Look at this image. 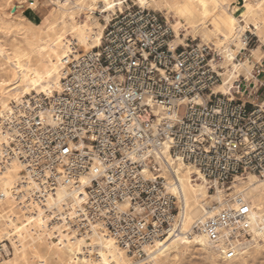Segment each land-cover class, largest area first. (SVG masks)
Segmentation results:
<instances>
[{
	"label": "built area",
	"instance_id": "obj_1",
	"mask_svg": "<svg viewBox=\"0 0 264 264\" xmlns=\"http://www.w3.org/2000/svg\"><path fill=\"white\" fill-rule=\"evenodd\" d=\"M103 21L98 47L84 52L69 43L60 91L21 97L0 116V173L19 165L12 197L21 210L41 213L48 230L59 224L90 245L96 226L147 264L148 248L179 221L176 179L163 174L173 162L193 164L216 182L264 178V102H257L264 58L251 78L238 73L231 91L215 93L223 56L214 45L175 43L163 16L139 5ZM247 33L252 46L256 34ZM59 189L76 196L51 207ZM202 209L188 235L204 234L225 261L239 257L241 243L256 236L251 203L235 195L204 201Z\"/></svg>",
	"mask_w": 264,
	"mask_h": 264
},
{
	"label": "bare ground",
	"instance_id": "obj_2",
	"mask_svg": "<svg viewBox=\"0 0 264 264\" xmlns=\"http://www.w3.org/2000/svg\"><path fill=\"white\" fill-rule=\"evenodd\" d=\"M67 1L68 0L58 1V3L61 7L65 8ZM82 1L83 0H81V2ZM224 1L225 0H172V2L167 5V7L178 16V19H180V21L187 22L189 27L193 29L194 31H198V32L200 31L206 38H209V39L213 37L216 38L217 50L219 51L221 50L223 51V53H225V55L231 56L233 55L232 54L233 52L230 49V45L226 46L223 43V41L230 40V42L235 43V45H238V48L245 49V44L242 43L243 41L242 42L240 41L239 37H240V34L244 32V29L246 27H245V24L241 22V20L240 21L237 20L235 13H231L230 11L225 9ZM101 2L104 3V6L102 8V13H110L114 11V9L117 8L118 4L119 6L123 4L121 0L117 2L116 0H95V6H97V4ZM139 2L143 6H146L148 4L147 0H139ZM123 9H118V11H121ZM94 10H97V7H90L88 8L89 14H86L87 17L91 21L94 22L95 28L93 29L91 28L89 29L86 25L84 26L79 25L78 24L79 22L73 17V21H71L70 24L65 23L64 27L60 31L56 30L55 25H51L49 29L47 30V33L45 34L46 37L44 38L42 37L38 39L35 38L36 40L27 38L25 41L26 42L25 49L20 48L21 45L20 47L18 45L16 48H14L13 55L12 57H10L11 59H9V62H10V65L12 66V69L14 68L17 73V80L15 79L16 87L13 88V90H15V94L13 96V99H15V101H18L21 97L29 95L31 94L32 91H36V90H37V93H52L55 91L56 92L60 91V88L54 91H52V89L55 86H61V83H60V80H61L60 77L62 75L61 72L64 70V67H65L63 66V59L68 56V53L70 50L68 45L73 40L77 42V44L79 45V49H81L84 52L90 51L98 47L101 44L102 37L101 36L98 37L97 35L99 33L97 34L96 32H94L98 30L97 27L99 25L97 18L93 16ZM237 11L238 13L244 12L242 7L238 8ZM115 13H117V11L111 13V18ZM107 17H109V15ZM63 19H65V16L63 17ZM104 27H105V24H104ZM67 28H69L68 31H66ZM175 29H176V26H175ZM89 32L94 33L91 35L93 39H90L91 37L89 38L88 36ZM71 36H73L74 38H71ZM177 38L179 39L180 42H182V39L179 38V36ZM177 38L175 40V43H177ZM85 47H87L88 50H85L84 49ZM1 53L4 54L5 52L0 48V55ZM34 58L37 59L36 64L37 63L40 64V61H42L43 58H47L50 60L53 59L55 63L54 65L49 66L47 69L44 68L45 70H42L32 65V60ZM233 61L234 60L231 61L233 63V64L231 63L232 69L229 70V71H232V73L230 74L227 73L223 77V74H224L223 70L221 71V78L223 79V83L216 86L215 93H228L233 88L234 81H232L231 83V80L233 79L232 76L242 66H244L243 64H235V62ZM12 103L13 101L11 102V104ZM11 104H10V107H11ZM9 110L10 108L7 111ZM2 113H3V109H0V116H2ZM172 165L173 166H172V170H170V173L164 172L163 174L170 183H173L172 182L173 179H176L177 184H174V185L172 184L171 191L173 194H175L178 197L181 211L179 213L180 215L179 221L178 223L175 224L174 231L170 234V236L166 240L158 242L155 246L148 248L149 254H150L149 259L152 258V261L154 262V264H156L162 257H169L171 253H173L171 251L175 249L176 247H179L183 244H187L189 242L198 243V245H200L202 249H205V251L206 250L209 251L213 249L217 250V248H215L214 245L210 241L207 240L204 234L193 232L192 235L189 236L188 232L190 231L192 224L198 218L202 216V213H203L202 203L204 201L206 202L215 201L218 203H224L226 199H229L235 195H240L241 197H244L247 200L246 196L244 195V190L235 191V187L237 186V184L241 182V180L250 179V182L245 184V186L248 187V190L250 191V196H252V199H253V204H252V209L254 213L253 230L255 231V234H256V236L253 239L246 240V241H243V243H241L242 251L246 250L247 246L250 244L254 245L256 243L263 242L264 217L260 220H259V217H261L264 214V181L258 180L256 178H259V179H264V178H261L254 174H247V175H241V176L235 177L234 179L230 181H225L223 183V182H216V181L205 179L199 173L198 169L193 164H188V163L179 161V162H173ZM20 172H21V169L19 165L14 163L11 166H9L7 169H5L3 172L0 173V185H1L0 206L7 207L11 211H14V215H15L14 217L10 212H7V210H4L2 208L0 209V220L1 222L4 223V226H3L4 229H2L3 239H0V244L4 247L6 253L8 252L6 241L10 242V239L16 237V235L14 234V230H13V227H14L13 225L16 220L17 222H19V225L16 226L17 232H23L26 229L33 231L36 226H39V225L43 226V219L41 218L42 216L41 213L39 214L36 213L35 215L31 211L26 212V211L21 210V208L18 206L17 203H15L12 197V188L14 187V184L19 180L20 175H21ZM206 188H207L206 199L203 200L201 205H199V207H196V209H194L195 212L190 215V212H187L188 204L189 205L196 204L200 196L205 197ZM72 195L76 196L72 194L69 190L59 189L57 192V196L55 198H50V201H49L50 206L51 207L57 206L61 208L63 205V201H65ZM259 206H261L262 209H260ZM74 239H78V240H74ZM90 239H92V242L90 245L87 244V239H85L84 237H74L73 244H70L68 242L65 243L63 246H65V252H67L68 254L67 256L71 259L75 258L77 261H80V262L82 261L83 263L81 264H91L95 260L99 262V264H128L129 263L127 256L124 255V252L127 253V251L122 250L116 244L115 241L114 243L110 239V236H105V235L100 234L98 231V227L95 226L92 229V232L90 234ZM40 242H41V239H40ZM95 243H96V246L94 245ZM20 244H22V242ZM83 248H86V249L89 248L90 250L84 251ZM177 250L178 249L176 248V251ZM94 253L97 254V259H93ZM32 256H33V253H32ZM50 256L52 255L50 254Z\"/></svg>",
	"mask_w": 264,
	"mask_h": 264
},
{
	"label": "rangeland",
	"instance_id": "obj_3",
	"mask_svg": "<svg viewBox=\"0 0 264 264\" xmlns=\"http://www.w3.org/2000/svg\"><path fill=\"white\" fill-rule=\"evenodd\" d=\"M33 1H34V4L33 6H31V2ZM58 1H64V0H0V48L5 52L4 54L1 53L0 55V107H1L0 109H3V113L6 112L10 108L11 102L15 101V99H13V96L15 94V90H13V88L16 87L15 82L17 80V73L14 68L12 69L9 59H11L10 57H12L13 55L14 48H16L18 45L19 47L21 45L20 48L25 49L26 47L25 41L27 38L36 40L38 38L46 37L45 34L47 33V30L49 29L51 25H55L56 30L60 31L64 27L65 23L70 24L71 21H73V17L79 22L78 23L79 25L81 26L86 25L89 29L90 28L93 29L95 28L94 22L91 21L86 15V14H89L88 8L90 7H97V10L93 11V16L97 18L99 25L97 27L98 30L96 29L97 31H94V32H96L97 34L99 33L97 35L98 37L99 36L102 37V34H103L102 29H104V24H105L103 20L108 21L111 18V13L117 11V14H118L119 12L118 9H123L124 7H127L128 5L143 6L140 4L139 0H121L123 4H121L120 6L118 4L117 8L114 9V11L110 13H102V8L104 6L103 2L98 3L97 6H95V0H83L82 2L81 0H68L66 7L64 8L59 5ZM117 1L119 0H116V2ZM147 2L148 4L143 7L148 8L150 10H154L157 13H160L161 16H163V18L171 26V28L176 31L177 37L179 36V38L182 39V42H180L179 39L177 38V43H185L186 39L189 38L190 40H194V42L208 43L210 45L216 46L217 48L216 38L214 37L210 39L206 38L200 31L198 32V31H194L193 29H191L189 25L187 24V22L185 21L183 22V21H180V19H178V16L167 7V5L172 2V0H168V1L167 0H147ZM224 3H225V9L230 11L231 13H235L237 20L238 21L241 20V22L245 24L246 28L244 29V32L240 34V37H239L240 41L241 42L243 41L242 42L243 44H245L244 38H245L246 32H248L247 34H249V32L256 34V37L254 38L255 41L252 43L253 45L247 46V44H245V49L238 48V45H235V43L230 42V40L223 41V43L226 46L230 45V49L233 52L232 53L233 55L230 56V55H225V53H223V51L220 50V53H222V56H223V59L221 60L222 66H223V73H224L223 77L227 73L229 74L232 73V71H229L230 69H232V64H233L231 62L232 60H234L233 62H235V64L244 65L232 76L233 78L231 80V83H232V81H235L237 79L238 73L251 78V72L255 68V65L257 63L261 64V62H263L262 60L264 58V49L262 48V43L264 42V0H225ZM240 7L243 8L244 12L238 13L237 9ZM68 11L71 13H69ZM236 11L238 14L236 13ZM108 15L109 17H107ZM62 16L63 17L65 16V19H63ZM87 20L90 22H88ZM175 26H176V29H175ZM68 29L69 28H67L66 31H68ZM32 32L34 33V35ZM92 34L94 33L93 32L88 33L89 38L91 37L90 39H93V37L91 36ZM71 38H74V37L71 36ZM84 49L88 50L87 47H85ZM36 62H37V59L34 58L32 60V65L42 70L47 69L49 66L54 65L55 63L53 59L50 60L47 58H43L42 61H40V64L38 63L36 64ZM63 71L61 72L62 75H63ZM59 88L60 86H55L53 87L52 91L59 89ZM36 92L37 90L32 91L31 94L36 93ZM257 102L259 103L264 102V93L261 95L259 99H257ZM185 112H186L185 106H181L178 110V114H180L181 116H185L186 115ZM256 179L264 181V179H259V178H256ZM249 182H250V179L241 180V182L237 184V186L235 187V191L244 190V195L246 196L247 200L252 205L253 204L252 196H250V191L248 190V187L245 186V184ZM0 189H1V185H0ZM206 197H207V188H206L205 197L204 196H200V198L198 197L199 199L196 204H192V205L188 204L187 212H190V215L194 213L195 212L194 209H196V207H199V205H201L202 201L205 200ZM1 208L4 210H7V212H10L15 217L14 211H11L7 207H3V206H0V209ZM259 208L262 209L261 206H259ZM263 217H264V214L261 217H259V220L262 219ZM18 225H19V222H17L16 220L13 225L14 226L13 230H14V234L16 235V237L10 239V242L6 241L8 252L7 253L5 252L3 256H0V264H81L83 263L82 261L80 262V261H77L75 258L71 259L67 256L68 254L67 252H65V246L63 245L67 242L70 244H73L74 241H73V238H71L69 235L64 234V232L62 231V227L60 225L56 224L53 227L54 232H56L57 236L59 237V241H54L52 239L53 229L47 230V221L44 219H43V226L41 225L36 226L34 228L35 231L26 229L23 232H17L16 226ZM3 226H4V223L1 222L0 220V239H3V236H2L3 235L2 229H4ZM34 232L35 233L37 232L36 233L37 235ZM31 239L33 240L35 239V240L33 241ZM40 239H41V242H40ZM110 239L114 242V240L111 237ZM74 240H78V239H74ZM61 241L63 242V244ZM21 242L22 244H20ZM94 245L96 246V243ZM0 246L2 245L0 244ZM45 247H47L48 249ZM176 248L178 249L177 250L178 252L176 251ZM176 248L171 251L173 253H171L169 257H162L156 264H264V239H263V242L256 243L254 245H251V244L248 245L246 250H244L239 257L233 260H227V261L222 259L219 252L216 249L205 251V249H202V247L198 245V243L196 242L194 243L189 242L187 244H183ZM83 249L85 251L86 248H83ZM35 250L37 251V253ZM32 253H33V256H32ZM50 254L52 256H50ZM124 255H126L129 260L128 264H139L138 262L134 261V259L130 255H128L126 252H124ZM149 261L147 264H154V262L152 261V258Z\"/></svg>",
	"mask_w": 264,
	"mask_h": 264
},
{
	"label": "crops",
	"instance_id": "obj_4",
	"mask_svg": "<svg viewBox=\"0 0 264 264\" xmlns=\"http://www.w3.org/2000/svg\"><path fill=\"white\" fill-rule=\"evenodd\" d=\"M264 70V69H263ZM258 79L261 81V82H264V72L262 74H260V76L258 77ZM263 91V92H262ZM261 93L263 94L264 93V90L261 89Z\"/></svg>",
	"mask_w": 264,
	"mask_h": 264
}]
</instances>
